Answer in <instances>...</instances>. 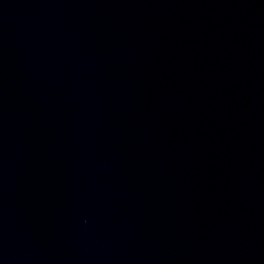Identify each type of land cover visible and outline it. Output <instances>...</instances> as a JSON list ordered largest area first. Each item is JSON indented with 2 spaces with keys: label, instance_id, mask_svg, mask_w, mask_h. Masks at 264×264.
Returning a JSON list of instances; mask_svg holds the SVG:
<instances>
[{
  "label": "water",
  "instance_id": "obj_1",
  "mask_svg": "<svg viewBox=\"0 0 264 264\" xmlns=\"http://www.w3.org/2000/svg\"><path fill=\"white\" fill-rule=\"evenodd\" d=\"M0 264H264V0H0Z\"/></svg>",
  "mask_w": 264,
  "mask_h": 264
}]
</instances>
